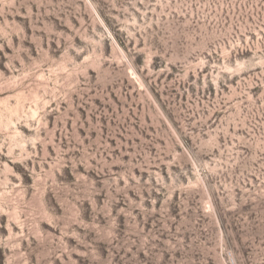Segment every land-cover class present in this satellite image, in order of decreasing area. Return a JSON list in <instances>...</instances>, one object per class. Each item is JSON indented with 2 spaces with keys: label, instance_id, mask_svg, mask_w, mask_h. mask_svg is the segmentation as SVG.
I'll return each mask as SVG.
<instances>
[{
  "label": "rangeland",
  "instance_id": "rangeland-1",
  "mask_svg": "<svg viewBox=\"0 0 264 264\" xmlns=\"http://www.w3.org/2000/svg\"><path fill=\"white\" fill-rule=\"evenodd\" d=\"M0 264H264V0H0Z\"/></svg>",
  "mask_w": 264,
  "mask_h": 264
}]
</instances>
